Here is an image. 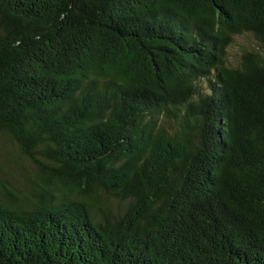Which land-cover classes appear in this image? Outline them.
<instances>
[{"label":"trees","instance_id":"trees-1","mask_svg":"<svg viewBox=\"0 0 264 264\" xmlns=\"http://www.w3.org/2000/svg\"><path fill=\"white\" fill-rule=\"evenodd\" d=\"M0 264H264V0H0Z\"/></svg>","mask_w":264,"mask_h":264},{"label":"rangeland","instance_id":"rangeland-1","mask_svg":"<svg viewBox=\"0 0 264 264\" xmlns=\"http://www.w3.org/2000/svg\"><path fill=\"white\" fill-rule=\"evenodd\" d=\"M241 46L245 48H250L254 45L252 41L249 38H246L245 36L236 38L235 42L228 48L227 56L229 57L230 61L235 62V59L238 57V54L240 52Z\"/></svg>","mask_w":264,"mask_h":264}]
</instances>
